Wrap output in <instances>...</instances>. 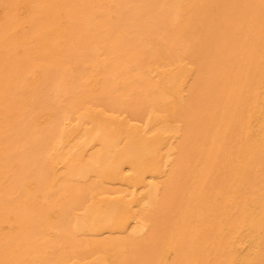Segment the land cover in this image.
<instances>
[{
    "label": "bare ground",
    "instance_id": "obj_1",
    "mask_svg": "<svg viewBox=\"0 0 264 264\" xmlns=\"http://www.w3.org/2000/svg\"><path fill=\"white\" fill-rule=\"evenodd\" d=\"M0 264H264V0H0Z\"/></svg>",
    "mask_w": 264,
    "mask_h": 264
}]
</instances>
